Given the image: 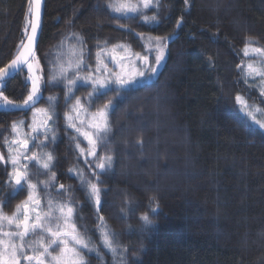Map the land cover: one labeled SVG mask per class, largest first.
<instances>
[{
  "label": "trees",
  "instance_id": "obj_1",
  "mask_svg": "<svg viewBox=\"0 0 264 264\" xmlns=\"http://www.w3.org/2000/svg\"><path fill=\"white\" fill-rule=\"evenodd\" d=\"M111 2L47 0L36 53L44 81L39 106L53 115L55 141L47 145L54 158L50 173L56 174L52 191L65 186L67 193L56 191L57 199L73 197L74 222L100 246L99 257L85 252V258L89 264H119V256L100 244L102 216L116 243L128 249L126 264H264V129L235 100L240 95L264 109V97L246 76L250 57L244 54L245 47L264 48V0H158L148 13L155 20L117 15ZM29 7V0H0V68L25 41ZM147 36L169 39L159 77L110 89L92 102L96 110L113 105L97 154L98 160L111 155L112 164L103 173L93 168L94 176L67 126L68 89L52 80L54 61L62 45L77 41L88 71L97 54L111 47L144 53ZM5 84L7 97L23 104L31 89L27 73ZM87 90L80 86L77 92ZM31 111L0 110L5 160L13 122L29 120ZM84 170L93 183L99 177L98 208L81 185ZM9 172L10 164L0 163V205L12 215L28 189L15 193ZM145 213L153 224L142 230L139 217Z\"/></svg>",
  "mask_w": 264,
  "mask_h": 264
},
{
  "label": "snow or ice",
  "instance_id": "obj_2",
  "mask_svg": "<svg viewBox=\"0 0 264 264\" xmlns=\"http://www.w3.org/2000/svg\"><path fill=\"white\" fill-rule=\"evenodd\" d=\"M187 2V0H186ZM153 3V0H137V2H133V0H113V2L109 3L108 7L117 13H121L122 15H127L128 13H136L143 9L149 8ZM40 4L41 0H29V13L28 15L32 16L33 19L31 23V34L27 35V18H26V27L25 34L27 35V43L24 41L20 42L18 46L20 51L15 56L14 59L10 61L8 65L3 68H0V84L3 83L4 77L8 75L9 69H21L23 65L28 64L29 57L32 55V43L36 38V32L38 28L39 22V14H40ZM34 6V7H33ZM145 20H155L156 17H143ZM179 23V21H178ZM79 40V37H76ZM162 38L157 37L156 43L154 45V50L156 51L155 63L159 64L164 58V47L161 46ZM72 55H75V49H70ZM252 54H264V48H252ZM244 54L246 56L249 55V50L247 47L244 49ZM99 53L98 62L99 61ZM139 56V54H136ZM141 59L147 63L148 58L141 57ZM83 64L82 54L81 58L77 59L75 65H73L72 61L69 60L67 66L64 64H60L58 71L60 74V78L67 80L66 87L71 92L72 88L76 86L78 80L84 82H91L95 91H99L100 88H104L109 83H116L120 87L125 86L126 84L132 83L134 81V77L132 79H124L120 74H110L106 78H94V74L90 73L87 76L78 75L79 69ZM31 64H28L29 70H31ZM238 67H240L238 65ZM247 75L251 77L255 76H264V69H257L252 64H248L247 66ZM69 70H73L75 74V79H69L67 77V73ZM95 72H99L100 68L94 70ZM104 71H108L107 66H104ZM151 72H155V68L150 69ZM115 76V79H112V76ZM138 76H143V72H137ZM54 81L57 79L56 76L52 78ZM98 86V87H97ZM39 93V83L37 78L32 79V88L29 92L26 99L23 101L21 105H14L11 101L7 99V97L3 98V104L0 106L8 107L11 106L16 109L28 107L30 104H34L38 99ZM93 93H89V98H91ZM261 95L264 96V91L261 92ZM70 98V97H68ZM52 99V98H49ZM236 102L240 105V109L246 117H248L252 123H255L259 126V128L264 129V120L258 119L257 116H264V109H260L256 105H249L246 100H244L240 95L235 97ZM111 106V102L109 104L104 105L103 108L97 109L96 113L92 114L93 120L103 121L93 123L90 125L92 129H94L95 137L93 134L88 132H81V128L77 127L75 123H71L73 117L65 113V118L68 120L69 126L74 128L75 131L83 136H85L88 140L89 145L91 146V151L89 155H96V146L98 140L102 133L108 131V126L106 123V109ZM79 110H84L83 105L80 102V98L76 99L75 105L73 106V111L79 112ZM37 112H44L47 115V119L43 122L45 139H47V132L50 131L47 128V124L49 121L53 119V115L48 114V109H37ZM23 123V121L19 122ZM83 123V121H81ZM13 131H17V122H13L12 124ZM32 131L38 132L39 129L33 128ZM9 142L5 140V144ZM12 145H22V149L17 147H9L8 148V157L5 160L3 154H0V163H10L12 167V171L8 173V183L13 185V191L15 193H19V191H23L25 186L28 189L27 198L24 201H21L19 204L15 206L14 212L12 215H7L2 211V205H0V228H3L4 222H7L8 226L15 225L17 231L16 232H3L0 231V264H22L26 262V264H46V258H48L49 264H89L88 260L83 255V252L95 253L98 257L100 255V246H97L91 242V238L87 237L85 233H81L74 222L75 209L72 207L73 197L71 195H66L65 202L60 203L59 201L54 200L53 198H49L47 200V211L42 212L41 209V200L35 197V193L37 190V184H43L47 189L56 179V174L52 173L49 180L47 181H37V183H32L29 179L30 176L39 175L40 173H32L29 171L28 163H22V161L32 162L35 161L40 169L49 170L53 161V156L51 153L38 155L37 153H33L31 156L26 155L25 153L28 151L29 141L28 140H13L11 141ZM44 144V141H41V145ZM79 147V145H77ZM83 152V149H81ZM15 153V154H14ZM113 157L111 155H107L101 158V162L95 165L96 169H99L101 173L106 172L108 168L111 167ZM69 171H72L71 169ZM95 176L96 174L93 173ZM99 177L97 176V183H92L87 181L81 175V185H86V198L94 201L97 206L101 204L100 194L102 189L98 186ZM60 191H64L67 193V189L65 186L61 184L59 186ZM154 199V198H153ZM151 212L155 213L158 211L157 208H151ZM22 216V219L19 217ZM139 219L143 222L141 225V229L143 230L146 226L153 224V221L149 219V215L147 213L142 214ZM101 223L98 225V234L100 237V244L104 249L110 252L113 257H120L119 264H126L125 255L127 254L128 249L120 244L116 243L117 234L114 231H110L108 225L104 222V218L99 217ZM55 222L56 230H53L51 226L52 223ZM22 229V230H20ZM39 230L43 234H47L50 239L47 243L44 242L43 236L36 241L25 242V237L29 234H35ZM14 239H19L20 243H14ZM53 246L59 247V252L56 255L52 254L50 249H53ZM26 248H30L33 253H37L34 255H28L25 252Z\"/></svg>",
  "mask_w": 264,
  "mask_h": 264
},
{
  "label": "rangeland",
  "instance_id": "obj_3",
  "mask_svg": "<svg viewBox=\"0 0 264 264\" xmlns=\"http://www.w3.org/2000/svg\"><path fill=\"white\" fill-rule=\"evenodd\" d=\"M157 1L158 0H153L152 5L147 9L141 8L140 11H138L136 13H128L127 15L128 16H130V15H135V16L139 15L140 16L141 15L143 17H145V16L149 17L148 13L152 8L156 7ZM133 2H137V0L133 1ZM115 13L117 15H122L121 13H117V12H115ZM156 38L157 37H151V36H147V37L143 38L144 53H138L137 51H133L127 45H119L116 47H111V48H108L106 50H103L102 52H99V54H100L99 55V61L102 63L98 62V56H97L96 63L92 69L85 71V69H83L85 64L83 63L81 65L79 72H78V75H80V76H87L90 73H93L94 78H96V77L106 78L110 74H120V75H122V77L124 79H132L133 77L135 78L132 83L126 84L123 87H120L119 85H117L116 83L113 82V83L107 84V86L104 88H100L99 91L94 90L93 85L91 84L90 81L84 82V81L78 80L76 83V86L72 88L71 92L69 93V91H68L66 99H67L68 109H69L67 114L73 117L71 123H75L77 127L81 128V132H88L90 134H93V137L96 138L95 134H94V129H92L90 127V125L93 123H97V122H101V123L103 122V121H99V120L94 121L92 118V114L96 113V111H97L96 109H93V104H92L94 98L97 95H99L105 91H108L110 89L123 90V89H126V88L131 87V86H138V85H141L143 83L152 81L154 79V73L151 72L150 69L155 68L158 65L155 63V56L157 53L154 50ZM168 43H169V39L162 38L161 46L164 47V58L161 62H163L167 56V45H168ZM252 48H256V47H251L248 49L250 61L247 63V65L252 64L257 69H264V54H252L251 53ZM70 49H75L76 54L72 55ZM137 53L139 54V56L136 55ZM81 54H82V59H83V50H82L81 46L79 45V42H77V41L75 43L72 42V43H69L67 45H62L60 47L59 56L54 61L55 64L53 67L52 78H53V76H56L57 77L56 80H62L64 82V84H67V80L60 78V74L58 71L59 65L64 64L65 66H67V63L69 60H71L73 65H75L76 60L81 58ZM145 56L148 58L147 62H150L149 66H147V63H145L141 59V57H145ZM83 62H84V59H83ZM28 64H31V66H32L31 70H29ZM28 64L24 68V71L27 73V81L30 84V88H32V79L33 78L38 79V83H39L38 96H39L42 93V90L44 87L42 68H41V63H40L39 57L37 55H35ZM105 65L107 66L108 71H104ZM97 68H100L99 72L94 71ZM137 72H143L144 75L138 76V75H136ZM246 76H247L248 81L251 85L255 86L260 92L264 91V76H255V77L248 76L247 75V67H246ZM67 77L69 79H75L74 71L69 70V72L67 73ZM112 79L113 80L115 79L114 75L112 76ZM80 86H83L84 89H88L85 92V94H79L77 92L78 88ZM5 87H6L5 82L0 84V105L3 104V98L7 97V95L5 93ZM30 91H31V89H30ZM89 93H93L91 98H89ZM68 97H70V98H68ZM77 98H80V102L83 105V109H84V110H79L78 113H77V111H73V106L75 105ZM7 99L9 101H11L12 104L17 105L12 100H10L8 97H7ZM249 105H253V104H249ZM112 106L113 105L111 104V106L105 110L106 111V123L108 126V130H109V115H110V112L112 110ZM11 109H13V107H11V106H8V107L0 106L1 111H8ZM37 109H48V108L41 107L38 105V106L34 107L33 109H31L32 110L31 111L32 116L29 120H23L22 124L17 122V131H15V132L13 131L11 141H13V140H20V141L28 140L29 141L28 151L25 154L28 156H31L33 153H37L38 155H41L43 157V154L49 153L47 145H48V142H54L55 141V135H54L53 125H52V120H51L47 124V128H49L50 131L47 132V134H46L47 139H45L43 122L47 119V115L44 112H37L36 111ZM51 113H52L51 110L48 109V114H51ZM257 118L264 120V116H261V115H258ZM81 121H83V123H81ZM69 123L70 122L67 120V126L75 131L74 128L69 126ZM34 127L39 129V131L34 133L32 131V129ZM105 133L101 134V136L98 140L97 146H96V155L93 156V155H89V152L91 151V146L89 145L87 138L76 132V138L75 139L77 141V145H79L78 149L82 155V156H80V158H81L84 166L86 167V170H88V172H91L92 174L94 173L93 168L96 169L95 165L97 163L101 162V158L99 160L97 159L98 144H99L103 134H105ZM11 141L7 147V156H8V148L9 147H13V148L19 147L22 149V145H12ZM41 141H44L43 145H41ZM81 149H83V152H81ZM22 163H28V168H29L30 172H32L31 166L34 164L33 166L36 167V170H37L35 173H37V172L40 173L39 175H34L33 178H32V176L29 177V179L31 180L32 183H37V181H47V180H49V178L52 174V173H50L51 168H52V164H51L49 170H42L39 168V166L37 165V163L35 161H32L30 163L27 161H22ZM10 167H11V164H10ZM11 171H12V167H11ZM96 171H100V170L96 169ZM81 175L83 176V178H85L86 177V171L85 170L82 171L80 173V177H81ZM85 180L90 181L88 178H85ZM54 182L47 189L44 187L43 184H40V183L37 184V190L35 193V197L37 199L41 200V209L40 210L42 212H45L48 210L46 207V204H47V200L49 198H53L54 200L59 201L60 203H64V201L57 199V196L55 195V192L59 191V188H57L56 191H52L54 184H55ZM90 182H92V181H90ZM41 188H42V192L40 191ZM42 194L44 195L43 197H42ZM98 207L99 206H97V208ZM19 218L22 219V216H20ZM51 226L53 227V230H56L55 222H53ZM20 230H22V229H20ZM0 231L16 232L17 229H16L15 225L8 226L7 222H4V226H3V228H0ZM41 236H43L45 243H47L50 239V237L47 234H43L39 230H37V232L35 234H29L27 237H25V242L36 241V240L40 239ZM0 238H4V237H0ZM4 239H7V238H4ZM13 242L17 243V244L20 243L19 239H14ZM53 248H54V250L50 249V251H52L53 255H56L59 252V247L53 246ZM25 252L28 255L37 254V253H33L30 248H26ZM85 252H83L84 256H85ZM86 253H88V252H86ZM89 254H92V253H89ZM22 264H23V261H22ZM46 264H49L48 258H46Z\"/></svg>",
  "mask_w": 264,
  "mask_h": 264
},
{
  "label": "water",
  "instance_id": "obj_4",
  "mask_svg": "<svg viewBox=\"0 0 264 264\" xmlns=\"http://www.w3.org/2000/svg\"><path fill=\"white\" fill-rule=\"evenodd\" d=\"M46 1L47 0H41V4H40V14H39V22H38V28H37V32H36V38H35V40L32 43V55L29 57L28 63L36 55L37 50H38V47H39V43H40V40H41V36H42V32H43V27H44V17H45ZM32 19H33V17L31 18V21H32ZM30 34H31V24H30V28H29V31H28V34L27 35H30ZM24 42L27 43V36H26ZM164 64H165L164 62H161V63H159L155 67L156 71L154 72V78H158L159 77V75H160V73H161V71H162V69L164 67ZM26 65L27 64L23 65V67L21 69H15V70L9 69L8 75L6 77H4L3 83L6 82L7 80H9L14 75L22 72L24 70V68L26 67ZM149 65H150V62H147V66H149ZM42 98H43V94L41 93L38 96V99L36 100V102L34 104H30L28 107L20 108V109L25 110V111H29V110L33 109L34 107L38 106L41 103ZM0 154H2L1 151H0Z\"/></svg>",
  "mask_w": 264,
  "mask_h": 264
}]
</instances>
